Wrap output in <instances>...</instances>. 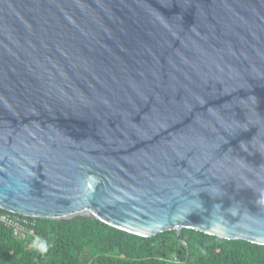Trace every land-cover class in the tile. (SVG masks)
<instances>
[{
  "label": "water",
  "instance_id": "water-1",
  "mask_svg": "<svg viewBox=\"0 0 264 264\" xmlns=\"http://www.w3.org/2000/svg\"><path fill=\"white\" fill-rule=\"evenodd\" d=\"M0 209L264 245V0H0Z\"/></svg>",
  "mask_w": 264,
  "mask_h": 264
},
{
  "label": "trees",
  "instance_id": "trees-1",
  "mask_svg": "<svg viewBox=\"0 0 264 264\" xmlns=\"http://www.w3.org/2000/svg\"><path fill=\"white\" fill-rule=\"evenodd\" d=\"M0 264H264V245L192 229L146 238L94 219L37 218L24 238L0 225Z\"/></svg>",
  "mask_w": 264,
  "mask_h": 264
},
{
  "label": "built area",
  "instance_id": "built-area-1",
  "mask_svg": "<svg viewBox=\"0 0 264 264\" xmlns=\"http://www.w3.org/2000/svg\"><path fill=\"white\" fill-rule=\"evenodd\" d=\"M36 219L14 213L0 212V225L11 230L15 237L24 238L32 235L36 226Z\"/></svg>",
  "mask_w": 264,
  "mask_h": 264
}]
</instances>
